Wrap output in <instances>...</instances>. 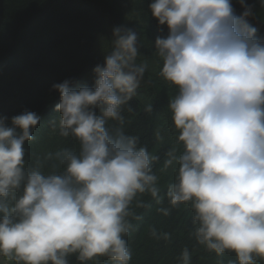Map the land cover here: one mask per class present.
Wrapping results in <instances>:
<instances>
[{"label":"clouds","instance_id":"obj_1","mask_svg":"<svg viewBox=\"0 0 264 264\" xmlns=\"http://www.w3.org/2000/svg\"><path fill=\"white\" fill-rule=\"evenodd\" d=\"M238 2L239 15L232 0H151L148 10L167 27V34L160 27L154 52L160 75L178 90L168 108L182 151L170 149L161 169L176 165L168 201L191 208L193 235L207 250L256 264L264 260V37L249 22L253 6ZM110 41L92 87L72 79L52 85L59 119L49 124L75 138L78 152L64 148L28 166L25 143L42 117L27 109L0 116V257L15 264H70L73 255L80 264L98 257L130 264V205L137 194L163 198L153 171L159 157L123 131L122 108L148 67L137 63L140 33L117 26ZM109 121L121 127L110 129ZM52 159L62 171H44ZM181 264H191L187 248Z\"/></svg>","mask_w":264,"mask_h":264},{"label":"trees","instance_id":"obj_2","mask_svg":"<svg viewBox=\"0 0 264 264\" xmlns=\"http://www.w3.org/2000/svg\"><path fill=\"white\" fill-rule=\"evenodd\" d=\"M151 0H0V116L11 118L25 109L42 117L33 130L34 139L25 143L26 161L33 166L37 158L68 148L79 151V142L69 136L62 137L59 129L53 131L49 121L59 114L55 105L60 96L52 85L72 79L76 84L94 85L93 69L103 64L105 54L111 50L113 29L125 26L140 33L141 55L137 63L148 65L144 81L137 95L123 106V131L138 137L139 146L157 155L153 171L159 177L160 203L149 193L137 194L130 205L133 214L128 219L133 228L126 237L132 253L130 264H181L185 248L191 253V264H234L235 254L217 255L199 244L194 235L193 212L188 205L172 207L166 196L167 186L175 176L174 164L161 171L166 153L176 148L178 130L175 129L168 103L177 88L161 75L162 60L154 52V42L167 27L158 22L148 10ZM253 6L258 35L264 32L257 23L264 24V4L260 0H246ZM237 15L243 12L238 0H232ZM153 105L146 112V105ZM108 127H121L109 121ZM159 133V138L157 136ZM62 171L55 159L44 162V171ZM160 208H169L164 215ZM139 219H135V217ZM153 230L156 235L154 236ZM170 234L165 240L163 234ZM70 264H80L76 256ZM13 262V261H10ZM87 264H112L107 257H98ZM256 264H264L258 259Z\"/></svg>","mask_w":264,"mask_h":264},{"label":"rangeland","instance_id":"obj_3","mask_svg":"<svg viewBox=\"0 0 264 264\" xmlns=\"http://www.w3.org/2000/svg\"><path fill=\"white\" fill-rule=\"evenodd\" d=\"M6 258L0 257V264H10L7 261H5Z\"/></svg>","mask_w":264,"mask_h":264},{"label":"bare ground","instance_id":"obj_4","mask_svg":"<svg viewBox=\"0 0 264 264\" xmlns=\"http://www.w3.org/2000/svg\"><path fill=\"white\" fill-rule=\"evenodd\" d=\"M257 26L264 32V24L263 23L258 22Z\"/></svg>","mask_w":264,"mask_h":264}]
</instances>
